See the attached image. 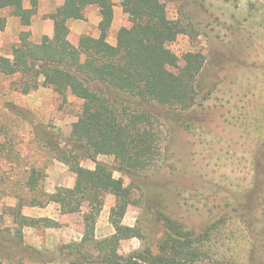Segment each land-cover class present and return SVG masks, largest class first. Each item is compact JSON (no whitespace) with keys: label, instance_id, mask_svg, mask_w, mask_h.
I'll return each instance as SVG.
<instances>
[{"label":"rangeland","instance_id":"obj_1","mask_svg":"<svg viewBox=\"0 0 264 264\" xmlns=\"http://www.w3.org/2000/svg\"><path fill=\"white\" fill-rule=\"evenodd\" d=\"M162 1L169 19H179L182 13L190 19L189 34L179 35L170 49L179 66L188 52L204 56L198 91L208 98L202 105L182 112L117 93L118 99L131 108L146 109L155 118L159 136L157 159L150 170L131 178L116 171L111 156H98L95 162L83 160L80 167L93 169L96 162L105 163L115 179L131 188L133 205L123 224H139L144 234L141 239L122 241L120 254L145 248L157 253L163 236L156 219L159 213L176 219L196 235L204 234L212 222L229 214L230 221L219 224L212 235L211 256L196 264H264V170L258 172L257 187L238 208L223 206L230 190L247 188L251 177L247 161L252 143L241 137L243 126H235V120L240 113L250 116L256 110L261 112L258 118L264 119V0ZM112 2L113 22L106 40L115 45L118 30L130 26V16L120 0ZM64 3L65 0H23L26 9L35 5L28 27L22 26L9 11L0 12L7 18L6 28L0 32L1 55L11 58L21 32H28L34 44L49 41L53 23L48 16ZM183 4L185 9L181 13ZM99 21L98 7H88L83 20L68 21L69 41L76 45L81 35L98 37ZM82 105L83 100L71 90L61 96L51 87H42L23 95L13 78L0 74V232L6 227L13 232L15 228L7 208L16 204L13 196L17 189L13 185L23 181L28 168L35 167L44 173L42 186L47 193L73 186L75 174L55 159L34 129L43 127L59 134L64 145ZM191 126L197 131L193 132ZM257 194L259 200L252 199ZM112 204V197H106L96 221L97 239L113 233L109 222ZM22 214L49 218L57 225L24 228V243L9 244L10 252H0V264H68V258L59 249L80 240L82 216L61 215L54 204L25 206Z\"/></svg>","mask_w":264,"mask_h":264},{"label":"trees","instance_id":"obj_2","mask_svg":"<svg viewBox=\"0 0 264 264\" xmlns=\"http://www.w3.org/2000/svg\"><path fill=\"white\" fill-rule=\"evenodd\" d=\"M120 4L130 16V26L118 30L115 45L106 40L113 22L112 0H65L48 16L53 23L49 41L34 44L28 32H21L11 58L0 52V74L13 78L23 95L51 87L61 96L71 90L83 100L81 112L64 145L59 134L43 127L34 129L55 159L75 174L73 186L47 193L42 186L44 173L35 167L28 168L23 181L13 185L17 189L13 196L16 204L7 209L15 228L13 232L8 227L0 232V249L4 244L1 253L10 252L7 250L9 244L24 243V228H54L57 225L49 218L23 215L25 206L54 204L61 215L82 216L80 240L59 249L68 258V264H196L211 256L212 235L218 225L230 221L229 214H225L212 222L204 234L196 235L176 219L159 213L156 219L163 236L157 253L149 248L128 255L119 253L122 241L141 239L144 234L139 224L132 227L123 224L128 208L133 205L131 188L115 179L111 167L105 163L96 162L93 169H83L80 163L83 160L95 162L98 156H111L117 172L128 178L138 176L150 170L156 161L159 136L154 127L156 120L150 112L140 107L131 108L116 94L182 112L202 105L208 98L198 91L204 56L200 52H188L182 56L183 65L179 66L170 49L179 35L189 34L191 22L182 13L185 5L180 8L182 16L171 20L162 0H120ZM91 6L98 7L99 35H81L73 45L69 41L67 23L83 20L85 10ZM2 11H9L22 26L28 27L35 5L26 9L23 0H0ZM6 25V16L0 15V32ZM255 114L240 113L235 120V126H243L241 137L252 143L247 161L251 177L247 188L240 190L237 186L239 189L230 190L223 200L224 207L238 208L237 205L257 187L258 172L264 170V119L258 118L261 112L256 110ZM191 130L197 131L193 126ZM108 196L113 199L109 212L113 233L97 239L96 221ZM237 198L240 200L236 202ZM258 198L257 194L252 199Z\"/></svg>","mask_w":264,"mask_h":264}]
</instances>
